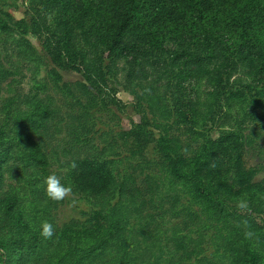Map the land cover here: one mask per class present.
Masks as SVG:
<instances>
[{
	"label": "rangeland",
	"instance_id": "374dc122",
	"mask_svg": "<svg viewBox=\"0 0 264 264\" xmlns=\"http://www.w3.org/2000/svg\"><path fill=\"white\" fill-rule=\"evenodd\" d=\"M149 1L0 0V131L7 135L17 128L21 112L35 114L26 101L40 103L49 112L45 126L27 133L47 160V171L37 174L35 167L20 166L14 159L2 166L0 242L8 245L7 251L26 250L31 246L28 235L40 234L41 222L49 221L55 235L44 238V256L60 250L67 262L73 253L90 248L99 235L104 242L95 251L100 253L98 264H239L233 248L244 244L259 254L257 264H264V212L258 213L248 202L239 208L238 201L246 199L222 181L237 165L252 181L264 182V131L259 137L250 134L254 123L247 121L225 150L218 140L231 125L216 119L205 125L200 137H190L166 112L174 76L180 70L197 69L196 62L207 73L200 83L189 80L185 85L198 87L202 102L217 97L225 102L229 94L239 102L241 91L253 90L254 95L264 86V9L250 5L241 13L231 3L212 2L204 8L195 0L184 19L170 21L154 13ZM133 2L131 29L121 49L110 53L105 37L111 22L108 10L113 3L120 5L119 11L131 10ZM256 2L264 7V0ZM35 11L47 15L52 32L71 38L77 52L100 57L115 103L86 92L85 87L90 88L81 72L50 62L40 39L16 28L15 23L29 22ZM25 41L34 54L18 48ZM53 69L70 91L56 84ZM256 113L260 117L261 109ZM142 118L145 139L138 152L125 133ZM246 135L257 139L246 144ZM172 138L175 150L188 157L204 148L214 155L215 169L204 181L210 198L217 200L212 205L172 173L165 148L174 143ZM92 156L104 161L114 175L109 190L101 195L81 191L67 176L66 162ZM236 160L239 164H234ZM49 174L71 186L63 201L47 197L43 180ZM189 209L197 214L194 218L188 216ZM69 230L80 241L73 251L60 245ZM23 252V264L38 257L32 250ZM5 253L0 246V264ZM27 264L45 261L39 258ZM78 264L90 261L82 258Z\"/></svg>",
	"mask_w": 264,
	"mask_h": 264
},
{
	"label": "trees",
	"instance_id": "16d2710c",
	"mask_svg": "<svg viewBox=\"0 0 264 264\" xmlns=\"http://www.w3.org/2000/svg\"><path fill=\"white\" fill-rule=\"evenodd\" d=\"M194 1L195 0H150L149 3L154 13H162L170 21H180L184 19V16H187V6ZM212 2L221 5L231 3L238 7L241 13L245 12L250 5H256L259 10L264 9V7H259V2H256V0H199V3L202 4L204 8H208ZM133 4L131 10L119 11L120 5L113 3L108 10L111 22L109 20L107 22L108 27L105 29V37L108 40L107 44L110 53L121 49L122 39L131 29V21L136 12V5L134 2ZM15 26L16 28L18 26L20 29H23V33H32L40 39L42 49L48 56L50 62L62 68L69 67L72 70L81 72L90 88L88 89L85 87L86 92H93L103 98H109V101L115 103L114 96L111 97L114 95L113 93L115 91L108 85L105 69L100 57L93 52H77L71 44V38L52 32L47 23L46 14L44 15V13L35 11L29 22L20 21L15 23ZM18 48L30 52V54H34L26 41L18 44ZM196 64L198 66L197 69L193 68L187 72L180 70L174 76L176 78L174 94L170 98V107L166 109V112L172 115L175 123L177 122L176 125L178 127H180V125L184 127V132L189 134L190 137H200L205 125L216 119L231 125L230 130L222 134L218 140L220 147L225 150H227L231 143L236 141L240 135L242 125L247 123V121L254 123V128L250 134L259 137L261 130L264 131V97L262 98V96H264V86L255 90L254 95H252L253 90L247 92L241 91L237 94L242 97L239 102L230 94L227 98H224L226 99L225 102L221 100L220 97L215 99L207 98L205 102H202L198 87L192 84L185 85L189 80L200 83L203 80L202 75L207 73L203 70L204 66L200 62H196ZM52 72L53 75H55L53 79H55L56 84L61 85L63 90L70 91L68 85L62 83V78L58 71L56 73L53 69ZM110 91H112V94L109 93ZM222 102H224V104H222ZM25 104L33 106L35 108V114H24V112H21L20 116L22 118H20V123L17 128L15 127L12 129L7 135L0 131V184L2 182V166L9 159H14L23 167H35L36 173L40 175H43L45 170L47 171V160L44 158L38 145L29 139L27 133L32 129L45 126L46 123L44 124L43 121L49 116V112L40 103L34 104L33 102L29 103L26 101ZM258 108H260L262 112L260 117L256 113ZM222 109H224L223 112ZM144 123L145 119L142 118L141 124L135 125L125 133L127 139H133L136 145L133 144L132 146L138 152H140L141 141L145 139ZM86 129L88 133H90L91 128ZM8 130H10V127ZM245 137H247V139L249 138L246 144H251L252 141L257 139H251L249 135ZM172 140L174 142L172 145H165L172 173L177 179L184 181L185 184L190 186L194 190V194L207 197V199L209 198L208 200L212 205V202L217 200L210 198V195L204 187V181L215 169L213 164L215 162L213 159L214 155L211 156L208 154L207 150L204 148L206 153L202 150L198 154L188 157L181 149L179 151L175 150L174 146L176 140L175 138H172ZM14 149H18V152L13 153L12 151ZM188 160L189 162H187ZM235 163L239 164L237 160L234 164ZM73 164H75V167H72ZM65 165L67 167L68 178L75 187L83 192L101 195L108 191L114 182V175L112 171L107 168V164L104 161H100L95 156L83 159H71L69 162H66ZM230 170L232 171L230 178L226 177L222 180L225 186L232 191V193H238L239 197H244L249 205L255 207V211L258 213L264 212V182L252 181L249 173L247 171L245 172L240 166L232 165ZM236 187H238V191H235ZM195 215L197 214L191 212L190 209L188 210L189 217L194 218ZM102 220V217H100V226L102 225ZM85 232H87V230ZM71 237L76 240H71ZM61 239V249L68 247L73 251L76 249V246L80 244L75 233L71 230H69L67 236L64 234V237ZM27 240L31 243V246L26 250L23 249V251L32 250L34 255L38 257L34 259L28 258L25 264H27L29 260L37 261L39 258L44 260L45 264H51L52 262L58 264H78L82 258H88L90 264H98L100 263V253L96 254L95 251L104 242L102 236L97 235L96 238L94 237V243L90 248L86 249L81 254L73 253L74 258L70 262H67L64 260L65 258L63 259L62 257L65 253L61 254L60 250L50 253L49 257L44 256L47 248L44 237L39 233L35 232V234L28 235ZM25 242V238L20 240L23 246ZM0 246L6 251L4 254L5 258L2 257L3 264H23V259L26 255L25 252L20 250L7 251L6 247L8 245L3 243H1ZM34 247H36L37 252ZM233 249L238 254L239 264H257L259 254L255 250H251L249 244L234 247Z\"/></svg>",
	"mask_w": 264,
	"mask_h": 264
},
{
	"label": "clouds",
	"instance_id": "9594fccd",
	"mask_svg": "<svg viewBox=\"0 0 264 264\" xmlns=\"http://www.w3.org/2000/svg\"><path fill=\"white\" fill-rule=\"evenodd\" d=\"M72 167H75V164H73ZM43 185L47 197L52 201H63L72 191L71 186L63 183L62 179L55 174H49L44 177ZM237 206L239 208H246L247 201L242 199L238 201ZM40 235L45 239L53 238L55 235L53 223L42 221L40 224ZM247 235L251 236V233H248Z\"/></svg>",
	"mask_w": 264,
	"mask_h": 264
}]
</instances>
